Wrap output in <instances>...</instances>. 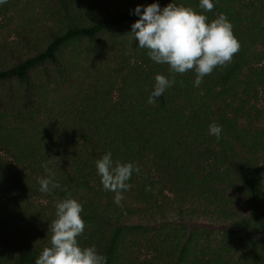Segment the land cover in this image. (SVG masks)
Listing matches in <instances>:
<instances>
[{"label": "trees", "instance_id": "16d2710c", "mask_svg": "<svg viewBox=\"0 0 264 264\" xmlns=\"http://www.w3.org/2000/svg\"><path fill=\"white\" fill-rule=\"evenodd\" d=\"M153 2L0 5V264H36L69 196L83 205L80 247L107 264H264V0L203 13L226 15L241 47L199 87L136 47L131 10ZM158 74L176 83L150 103ZM107 152L141 169L123 208L97 172ZM43 164L60 185L50 194Z\"/></svg>", "mask_w": 264, "mask_h": 264}, {"label": "clouds", "instance_id": "9594fccd", "mask_svg": "<svg viewBox=\"0 0 264 264\" xmlns=\"http://www.w3.org/2000/svg\"><path fill=\"white\" fill-rule=\"evenodd\" d=\"M6 3L7 0H0V5ZM214 7L215 0H199V8L203 12L178 6L172 0L163 8L155 0L148 5H136L131 10V14L138 17L131 24L132 39L137 41L136 47L148 50L153 62L168 65L170 72L184 74L194 70L193 86L199 87L203 78L214 69L230 63L241 47L226 15L218 14L210 21L203 14L211 12ZM175 83V79L156 75L149 102H156ZM222 131L219 124L209 125L210 134L217 140L221 138ZM42 167L48 176L40 179L39 190L50 194L60 185L54 181V174L47 164ZM96 168L104 190L115 193L114 203L123 208L122 193L131 187L128 182L133 173L140 174L139 166L132 162L113 161L112 153L107 152L97 160ZM82 212L83 205L70 196L56 203L51 244L42 250L36 264H107V257L95 246L82 248L79 245L78 237L85 229Z\"/></svg>", "mask_w": 264, "mask_h": 264}, {"label": "rangeland", "instance_id": "374dc122", "mask_svg": "<svg viewBox=\"0 0 264 264\" xmlns=\"http://www.w3.org/2000/svg\"><path fill=\"white\" fill-rule=\"evenodd\" d=\"M257 106H261V105H257Z\"/></svg>", "mask_w": 264, "mask_h": 264}]
</instances>
